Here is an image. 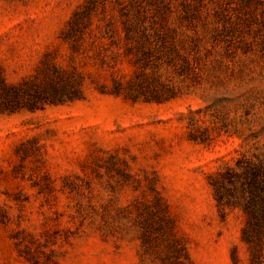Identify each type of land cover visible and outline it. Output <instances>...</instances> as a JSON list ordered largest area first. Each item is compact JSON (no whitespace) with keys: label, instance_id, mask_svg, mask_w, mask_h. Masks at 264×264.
I'll return each mask as SVG.
<instances>
[{"label":"rangeland","instance_id":"374dc122","mask_svg":"<svg viewBox=\"0 0 264 264\" xmlns=\"http://www.w3.org/2000/svg\"><path fill=\"white\" fill-rule=\"evenodd\" d=\"M87 1L0 0V82L66 97L0 109V264H264V229L247 242L212 185L264 168V0H105L76 48Z\"/></svg>","mask_w":264,"mask_h":264},{"label":"trees","instance_id":"16d2710c","mask_svg":"<svg viewBox=\"0 0 264 264\" xmlns=\"http://www.w3.org/2000/svg\"><path fill=\"white\" fill-rule=\"evenodd\" d=\"M102 1L88 0L74 12L64 35L65 39L72 41L74 47L78 48L81 45V41L84 39L86 33L93 36L94 30L90 27L92 14L100 9V3L103 7L106 5L105 0ZM117 1L123 4V0ZM125 15L126 17L123 18V27L125 30L127 51H132L135 48L136 50H140L145 47L144 44L148 41L150 35L144 22L145 15L139 9ZM112 30V23L109 21L101 36L111 38L112 35L109 32ZM96 37L98 38L99 36L96 34ZM93 43L91 41L90 45L92 46ZM98 52L101 51L99 50ZM0 84L1 110L13 112L24 106H27L30 110H35L44 107L46 103H58L66 100V97L62 93L64 86L58 85L52 80L48 82V85L43 86L41 89H35L34 92H30L29 89L20 91L18 86L8 85L3 80H1ZM27 95L31 96V98L27 97ZM68 96V98H73L75 95ZM240 178L244 181L245 193L242 199L239 196L235 197V199H226L222 189L225 186L224 183L227 181L231 184H237V180H240ZM212 185L222 211L225 210L226 206H240L248 213L249 217L243 234L247 242H252L254 235H259L260 230L264 229V168L245 167L244 169L240 165L237 168L229 167L224 172L213 177ZM259 188H262V192H260ZM246 193L249 194L246 195ZM256 194H258L259 198H255Z\"/></svg>","mask_w":264,"mask_h":264}]
</instances>
